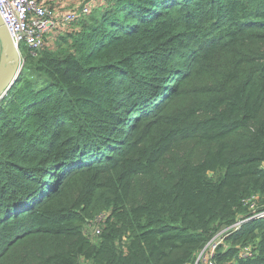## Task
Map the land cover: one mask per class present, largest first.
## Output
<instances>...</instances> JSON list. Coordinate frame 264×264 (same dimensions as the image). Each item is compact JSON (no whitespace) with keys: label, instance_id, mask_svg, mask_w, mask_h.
Here are the masks:
<instances>
[{"label":"trees","instance_id":"1","mask_svg":"<svg viewBox=\"0 0 264 264\" xmlns=\"http://www.w3.org/2000/svg\"><path fill=\"white\" fill-rule=\"evenodd\" d=\"M50 38L0 101V264H193L264 210V0H110ZM225 242L264 264V221Z\"/></svg>","mask_w":264,"mask_h":264},{"label":"built area","instance_id":"2","mask_svg":"<svg viewBox=\"0 0 264 264\" xmlns=\"http://www.w3.org/2000/svg\"><path fill=\"white\" fill-rule=\"evenodd\" d=\"M97 1L105 5L110 0ZM93 8V6L84 5L74 12L55 18L53 12L42 5L41 0H0V18L4 22L15 48L19 51V47L24 46L33 56H36L46 45L50 34L88 16ZM1 55L2 47L0 43V59ZM244 206L247 209V215L239 218L230 227L221 229L200 251L203 255L202 261L198 260L193 264H215L219 247L228 248L225 242L227 237L238 232L249 222L264 220V210H258L254 197L246 199ZM106 218V212L99 214L91 223L85 226L84 235L94 242L96 237L100 235V226ZM249 254V249L245 248L239 258H247ZM235 263L236 261L232 262V264Z\"/></svg>","mask_w":264,"mask_h":264},{"label":"water","instance_id":"3","mask_svg":"<svg viewBox=\"0 0 264 264\" xmlns=\"http://www.w3.org/2000/svg\"><path fill=\"white\" fill-rule=\"evenodd\" d=\"M0 43L2 55L0 59V101L15 85L24 63L19 51L15 48L10 34L0 18Z\"/></svg>","mask_w":264,"mask_h":264},{"label":"crops","instance_id":"4","mask_svg":"<svg viewBox=\"0 0 264 264\" xmlns=\"http://www.w3.org/2000/svg\"><path fill=\"white\" fill-rule=\"evenodd\" d=\"M41 2L42 5H44L46 8H49L53 12V16L55 18L74 12L84 5L93 6V9H99L103 5L97 0H41ZM54 33L48 36L46 44L52 42L50 37Z\"/></svg>","mask_w":264,"mask_h":264},{"label":"rangeland","instance_id":"5","mask_svg":"<svg viewBox=\"0 0 264 264\" xmlns=\"http://www.w3.org/2000/svg\"><path fill=\"white\" fill-rule=\"evenodd\" d=\"M19 54H20V58H21V61H22V63H24V56H25V54H23L22 52H19ZM103 213V212H102ZM99 214H101V213H99ZM259 221H264V220H259ZM249 223H251V222H249ZM220 231V230H219ZM227 246L228 245H230V243H227L226 244ZM202 259H203V255L201 254V252L199 253V256L197 255L196 256V258H195V260H194V262L195 261H202ZM193 262V263H194ZM229 263H232V261L231 262H229ZM228 263V264H229ZM78 264H89L88 262H86L84 259H80V261L78 262ZM225 264H227V263H225ZM235 264H237V261H236V263Z\"/></svg>","mask_w":264,"mask_h":264}]
</instances>
